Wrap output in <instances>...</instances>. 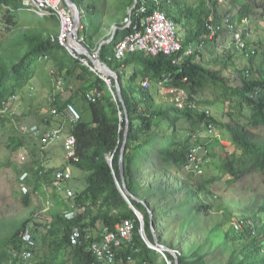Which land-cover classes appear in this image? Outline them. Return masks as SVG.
Instances as JSON below:
<instances>
[{"label": "trees", "instance_id": "obj_1", "mask_svg": "<svg viewBox=\"0 0 264 264\" xmlns=\"http://www.w3.org/2000/svg\"><path fill=\"white\" fill-rule=\"evenodd\" d=\"M71 1L83 10L79 30L82 29L87 49L90 51L99 48L98 60L101 66L106 65L116 73L126 116L123 105L115 95L114 78L108 76L113 99L102 96L107 89L105 81L98 73L81 63L79 59L71 56L57 42L56 37L51 38L38 34L34 37L35 42L31 44L29 51L25 52L16 62L0 69V109L34 76L30 65L39 54L50 56L58 70L65 71V78H68V75H74L75 81L80 82L76 93L71 94L63 104L58 105L56 100L50 103L52 108L57 106L59 109H62L67 103L73 104L79 111V120L69 122L66 119L53 117V115H50V120H53L54 124L55 122L63 124L65 130L75 138L77 160L71 161L70 164L85 173V176L83 187L74 193L73 200L76 203L87 204L86 209L78 213L74 219H66L62 211L48 216L50 220L46 226L48 239L42 238L40 244L38 238L35 241V246L30 249L29 257L23 256L24 246L20 241L19 233L28 228L33 234V238H37L38 224L28 227L29 223H35L36 219L30 216L10 226L12 229L7 232V236L0 237V264H51L46 255L52 252L54 254L62 253L59 264H99L86 247L90 242L101 239L104 227L114 229V225L124 219L133 221L132 238L130 241H122L118 247L113 249L114 257L111 264H152V254L155 251L143 240L139 231L138 218L132 210L133 206L142 215L145 234L153 242L155 234L152 232L151 226L152 221L154 222V214L149 210L148 200L140 198L133 179L134 171H138L137 175H139L140 171L149 167L148 158L154 156L160 161L159 165L165 171L170 170L175 164L176 166L172 169L174 172H178L181 167L183 168L191 146L198 142H204L207 153L204 161L199 164L201 171L193 173L195 176L200 175L213 160L208 149V141L214 138L215 140H212L211 143L218 145L220 140L215 135V130L226 131L230 138V144L226 145L220 159L218 156L217 161H214L216 174L210 181H215L225 174L230 175L232 180L238 177L241 172H254L264 182V46L255 42L257 47L252 49L245 42L253 31L250 23L251 18L256 14L261 16V13L264 12V0H227V3L230 4L229 8L222 7L214 0L217 7L223 11L219 14L215 8L213 9L215 11L208 13L209 15L207 14L205 18L200 5L193 6L181 0H158L157 5L153 4L149 7L153 9L157 6L166 17L174 22L182 50L170 56L161 53L150 55L142 51L127 52L121 59H115L113 51L123 30H120V34L113 36L108 44H92L89 41L90 36L87 35L91 28L86 27L85 20L88 12L89 14L95 13L94 6L86 4L83 8L82 0ZM131 4L132 0H129V5L131 6ZM4 6L5 8H3ZM258 10L260 12H257ZM19 11H25L21 7L20 0H0V24H3L0 31H9L10 26L16 24ZM210 15L215 22L221 24L218 35L225 37L232 34V30L224 22L225 16H229L233 29L237 28L238 23L242 24L243 19L249 21L239 33L241 44L234 41L238 46V54L247 55L246 67L238 75V80H231L223 76L222 69L205 68L193 60L196 56H201L207 43L215 42V39L210 41L204 38L207 33L205 22ZM182 18L190 20V25L182 22ZM178 26L186 30L183 39L179 34ZM247 32L250 33L248 37ZM200 43H203V46L199 51L190 55L184 54L187 47L195 48ZM229 58L233 61L231 55ZM129 65L141 68L142 76L150 80L149 85L152 81L157 86L162 75L170 73L171 82L169 85L183 88L190 96L187 106L179 109L172 102H168L171 109L158 108L149 93L150 86L136 85L137 74L135 72L130 76L126 75ZM223 67L226 65L223 64ZM76 68H79V71L75 73ZM51 69L55 70L54 67ZM206 88H210L208 97L204 94ZM87 94L93 96V100L87 99ZM189 104H193L194 107H188ZM217 105H219L223 118L216 120L212 114L206 118L203 109ZM8 115L7 112L2 113L0 110V131L5 126L4 119L8 118ZM192 116H197L199 121L197 120L198 127L194 130L191 129V133L195 130L206 133L205 122L207 121L214 125L213 135L205 137L208 139L203 138L193 142L190 139L191 133L186 141L182 140L181 136L168 135L165 131L157 128L159 119L164 120L168 124L167 129L172 128L170 132L173 133L176 131L173 122L178 117L192 118ZM126 121L123 168L125 183L131 193L129 202L125 200L120 190L119 171V157ZM40 122L43 123L42 120ZM22 123L19 122L18 126H25ZM20 127L19 131L22 136L10 139L8 148L14 154H17L21 149L23 151L20 154L23 156L21 159L23 164L18 168V171L20 174L23 172L28 174L25 181L30 190L24 195L19 190L25 200L31 190H37L40 186H48L53 183V187H56L55 179L52 176V172L56 168L46 165L49 152L44 151L45 149L37 144V140L31 134L21 130ZM9 129L13 132V127ZM106 153L111 154L109 162L105 159ZM44 164L47 169L44 168ZM41 169H45V171L39 174ZM60 199H63L62 203L65 206L67 198ZM60 201L58 200V202ZM243 221L245 224L239 230H233L231 227L232 233H238L236 240H239V244L234 251V256L225 264H264V235H261V232H264V224L257 231L251 230L250 232L246 229L247 223L244 218ZM73 225L78 226L81 231V243L78 245L69 243L68 236ZM40 247L44 248L45 256L40 254ZM165 255L170 260V264H212L211 258L205 253H197L194 257L177 254L174 258L166 251Z\"/></svg>", "mask_w": 264, "mask_h": 264}, {"label": "rangeland", "instance_id": "obj_2", "mask_svg": "<svg viewBox=\"0 0 264 264\" xmlns=\"http://www.w3.org/2000/svg\"><path fill=\"white\" fill-rule=\"evenodd\" d=\"M82 1L83 8L86 4H91L95 9L94 14L88 12L85 20L86 27L91 28L87 35L90 36L89 41L92 44H108L113 36L120 34V29L116 27L121 26V21L130 7L129 0ZM186 3L193 6L200 5L204 18L208 13L214 12L215 8L219 14L223 11L217 7L214 0H186ZM222 7L229 8L230 4L226 1ZM79 10L81 12V8ZM261 14V16L256 14L250 21L253 31L245 42L252 49L257 47L255 42L264 46V12ZM17 15L16 24H12L9 31H0V69L16 62L29 51L31 44L35 42L34 37L38 34L51 38L58 34L59 24L56 19H38L26 10L17 12ZM243 27L244 25L238 23L230 36H219L214 43H207L201 56H196L193 60L205 68L222 69L223 76L238 80V75L246 67L247 55L238 54V46L234 41L238 43L235 37L239 35ZM0 28H3V24H0ZM81 30L78 31L79 37L83 34ZM180 36L184 37L183 32ZM44 55L36 56L30 65L34 76L0 109L2 113L9 114V117L4 119L5 126L0 131V237L7 236V232L12 229L10 226L32 216L36 222H30L28 227L38 224L35 241L39 238L40 244L42 238L48 239L46 229L50 221L48 216L61 212L63 209V199L60 198H64V194L62 191H57L52 183L48 186H40L37 190H31L27 199L24 200L18 188L20 176L18 168L23 164L20 159L23 151L21 149L17 154L11 153L8 144L15 136H22L19 131L21 126H18L19 122H23L22 124L30 128L29 130L41 129L40 120L46 128L54 126L56 122L54 124L53 120H50L52 109L50 103L56 100L58 105L63 104L71 94L76 93L80 86V82L75 81L74 75H68V78H65V71L60 72L50 56L48 61L41 59ZM229 55L232 56L233 61L230 60ZM223 64L226 67H223ZM129 66L132 69L128 70L126 75L130 76L135 72L137 74L135 84L140 85L145 79L142 76V69L134 65ZM53 67L55 70L51 74L49 70ZM103 67L108 68L106 65ZM78 71L79 68H76L75 73ZM149 86L148 90L153 103L158 108L171 109L168 105L169 101L158 94L156 84L151 81ZM209 92L210 88L204 89L205 96L208 97ZM102 96L113 99L110 84L107 85ZM219 105L209 108L216 120L223 118ZM197 120L199 121L197 116L178 117L176 121H172L176 127V131L172 133L170 132L172 128L167 129L166 121L159 119L157 128L168 135L181 136L182 140L188 141L187 137L192 132L190 130L198 127ZM7 127H13V132ZM204 134L201 133L200 140L208 139ZM215 135L220 141L218 145L211 143L215 140L214 138L208 141V149L213 160L203 169L202 174L195 176L182 167L178 172H174L172 168L176 166L175 164L170 170L165 171L159 165L160 161L152 156L148 158L149 167L140 171L139 175H137L138 171H134L133 179L140 198L148 200L149 210L154 214L151 228L159 244L171 248L176 256L185 254L194 257L197 253H205L211 258L212 264H225L234 256V251L239 244V240H236L238 233L231 232V227L237 219L244 218L247 223L246 229L250 232L257 231L264 224V182L254 172H241L232 180L230 175L225 174L215 181H210L216 174L214 161H217L218 156L220 159L222 151L226 145L230 144L226 131L215 130ZM44 151L49 152L46 165L55 168L65 167L66 172L71 174L65 186L74 193L80 191L85 173L65 160L61 143L51 144ZM58 200L61 201L58 202ZM140 228L139 223V230ZM261 235H264V232H261ZM143 238L148 246L153 244L147 238L144 227ZM39 250L40 254L45 256L44 248L40 247ZM154 251L152 264L171 263L165 255L166 251L156 249ZM52 253L46 255L48 262L59 264L62 253Z\"/></svg>", "mask_w": 264, "mask_h": 264}, {"label": "built area", "instance_id": "obj_3", "mask_svg": "<svg viewBox=\"0 0 264 264\" xmlns=\"http://www.w3.org/2000/svg\"><path fill=\"white\" fill-rule=\"evenodd\" d=\"M218 4L223 6L227 0H215ZM21 7L30 12L36 18L44 19L54 17L58 24V34L56 35L57 42L74 58L79 59L81 63L88 66L90 70L96 72V67L91 61H98V49H91L90 52L87 49L85 39L82 35L79 37V28L83 10H78L79 21L74 20V10L65 5L62 0H20ZM157 5L158 0H132V5L129 7L127 13L121 21L120 29L123 30V34L114 45L113 55L115 59H121L127 52L142 51L150 55L164 54L167 56L178 53L182 50L180 39L177 35L174 22L166 17L164 12L157 8L150 9V5ZM5 8V6L3 7ZM224 22L229 26V29H233L229 16H225ZM242 24L245 26L248 24V20L243 19ZM207 33L204 38L213 41L219 37L221 30V24L215 22L210 15L205 22ZM250 35L249 32L246 33ZM237 42L241 44L240 34L235 37ZM85 47L90 56L85 54ZM203 46V43L198 44L195 48L187 47L184 50L185 55H190L195 51H199ZM43 60H47V56H42ZM100 65V64H99ZM51 74L54 73V69H50ZM98 73V72H96ZM99 76L105 81L107 85L110 84L108 76L98 73ZM185 80V78H183ZM171 82V74H163L160 80L157 82L158 92L160 96L172 102L177 108H185L189 103L190 96L183 89L169 85ZM150 80L145 78L141 85L148 87ZM15 96H13L14 98ZM87 99L93 100V96L87 94ZM188 107H194L193 104H189ZM206 118L211 116L209 108L203 109ZM51 115L56 118L66 119L69 122H75L79 120L80 114L76 107L67 103L62 109L57 106L51 109ZM24 132L31 134L42 149L47 148L49 145L60 142L64 148L65 160L71 162L77 160L75 138L69 132H67L60 122L49 128L33 129L29 130L25 126L20 128ZM214 125L211 122H205L204 136L211 137L214 133ZM201 138L200 132H194L190 134V139L195 142ZM207 153V147L204 142L195 143L191 146L189 153L187 154L186 162L183 164V168L188 172L200 173L199 164L204 161L205 154ZM23 159V156H20ZM105 159L107 162L111 159V154L106 153ZM47 169L46 165H43ZM45 169L39 170V174H42ZM27 173L20 174L18 179V188L21 194H26L30 187L27 185L25 179ZM52 176L55 179L56 190L62 191L64 198H67L65 206H63L62 214L66 219H74L78 213L83 212L86 209L87 204L76 203L73 199L74 192L66 187V180L71 177L70 172H66L64 168H56L52 172ZM67 185V184H66ZM243 219H237L232 225V228L239 230L244 225ZM104 231L101 234L99 241H92L88 244L86 249L91 252L94 259L99 264H111L113 262L115 247H118L122 241H130L132 238L133 221L130 219H124L114 225V229L103 228ZM20 241L24 246V257L30 256V249L36 244L33 234L28 228L22 230L19 233ZM69 243L71 245H78L81 243V231L78 226L73 225L69 232Z\"/></svg>", "mask_w": 264, "mask_h": 264}, {"label": "water", "instance_id": "obj_4", "mask_svg": "<svg viewBox=\"0 0 264 264\" xmlns=\"http://www.w3.org/2000/svg\"><path fill=\"white\" fill-rule=\"evenodd\" d=\"M67 6L71 7L73 10H74V20L76 22L79 21V15H78V7L77 5L72 2L71 0H62ZM102 43H100L101 45ZM82 48H84L85 50V54L87 56H90L87 49L85 47L82 46ZM91 63L94 65V67H96L97 70H95L96 72L102 74V75H105V76H112L114 78V90H115V95L117 97V100L123 105V110H124V113H125V116H126V109H125V106H124V103H123V99H122V96H121V93H120V88H119V84H118V81H117V76H116V73L114 71H112L111 69L109 68H103V67H100V61H91ZM127 127V121H126V124H125V132H124V140H123V144H122V147H121V150H120V157H119V171H120V176H121V186H120V190H121V193L123 195V197L125 198V200H127L129 202V197H131V193L129 192L127 186H126V183H125V179H124V168H123V152H124V146H125V139H126V129ZM132 210L133 212L136 214L137 218H138V221L140 223V234L143 238V217L142 215L140 214V212L134 208L132 206ZM152 229V228H151ZM144 239V238H143ZM149 247L151 248H154L156 250H159V251H167L169 252L174 258H176V255L175 253L173 252V250L165 245H162V244H159L157 242V240L154 238L153 240V244H150Z\"/></svg>", "mask_w": 264, "mask_h": 264}, {"label": "crops", "instance_id": "obj_5", "mask_svg": "<svg viewBox=\"0 0 264 264\" xmlns=\"http://www.w3.org/2000/svg\"><path fill=\"white\" fill-rule=\"evenodd\" d=\"M181 1H184V2H186V0H181ZM188 1V0H187ZM35 17V16H34ZM53 19H55V18H53ZM57 21V20H56ZM182 22H186L187 24L190 22V20H187V19H183L182 18V20H181ZM180 25H181V23H179ZM183 28V27H182ZM184 30V31H183ZM183 32V34L185 35L186 34V30L185 29H181L180 27H179V34L181 35V33ZM183 36V35H182ZM182 38H184V37H182ZM93 50V49H92ZM92 50H90V52L92 51ZM132 68H131V66H128L127 67V69H126V72L128 71V70H131ZM40 125L42 126V128L41 129H43V128H46V126L43 124V123H40ZM39 129V128H38ZM48 166V165H47Z\"/></svg>", "mask_w": 264, "mask_h": 264}, {"label": "clouds", "instance_id": "obj_6", "mask_svg": "<svg viewBox=\"0 0 264 264\" xmlns=\"http://www.w3.org/2000/svg\"><path fill=\"white\" fill-rule=\"evenodd\" d=\"M63 2V1H62ZM64 3V2H63ZM65 4V3H64ZM66 5V4H65ZM132 5V4H131ZM131 7V6H130ZM78 10H79V8H78ZM116 28H119V27H116ZM120 30H122V29H120ZM47 56V55H46ZM47 60H48V56H47ZM44 61H46V60H44Z\"/></svg>", "mask_w": 264, "mask_h": 264}, {"label": "bare ground", "instance_id": "obj_7", "mask_svg": "<svg viewBox=\"0 0 264 264\" xmlns=\"http://www.w3.org/2000/svg\"><path fill=\"white\" fill-rule=\"evenodd\" d=\"M242 25H243V24H242ZM232 31H234V29H232ZM232 31H231V32H232ZM100 67H102L101 64H100Z\"/></svg>", "mask_w": 264, "mask_h": 264}]
</instances>
